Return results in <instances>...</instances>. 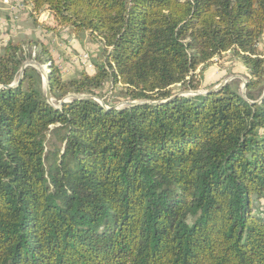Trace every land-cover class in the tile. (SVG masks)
<instances>
[{
    "label": "trees",
    "instance_id": "1",
    "mask_svg": "<svg viewBox=\"0 0 264 264\" xmlns=\"http://www.w3.org/2000/svg\"><path fill=\"white\" fill-rule=\"evenodd\" d=\"M24 1L48 12L44 30L88 32L102 55L64 78L34 42L52 105L34 66L3 87L32 57L31 42L4 45L0 264H264V0ZM227 52L245 97L229 84L180 95ZM106 84L144 103L59 106Z\"/></svg>",
    "mask_w": 264,
    "mask_h": 264
},
{
    "label": "rangeland",
    "instance_id": "2",
    "mask_svg": "<svg viewBox=\"0 0 264 264\" xmlns=\"http://www.w3.org/2000/svg\"><path fill=\"white\" fill-rule=\"evenodd\" d=\"M24 9L26 10L23 11V14H26V18L25 20H23V22L20 19L21 16H19V12V15L18 13H13L11 17H7L6 19H4L6 24L5 32L9 34V32L14 30V32H12L11 40L21 43L25 51L29 50V42H31L30 44L32 57L26 62H33L32 65L38 71H40V73L44 74V77L41 74L43 89H45V73L48 71V64L41 65L37 63L33 58L34 55L39 52V49L34 46V42L40 43L43 38L46 40L47 45H49V49L52 51L51 54L49 53L50 58L53 62L59 64L58 68L60 69L61 74L64 78L77 76L83 69H86L88 72L94 71L93 61L99 59L102 55L101 43L98 39L91 37L88 32L84 31L79 32V35L77 37L76 35H74L71 29H69L68 27L66 29L65 27L63 36H60L57 39L58 43L61 45L56 46L55 43L52 44V40L50 41L44 35L45 32H43L44 29L42 26V22H44L43 19H45V17L43 16V14L35 16L32 15L31 11H29L27 8ZM14 16L16 17L14 18ZM2 41V44L7 42L6 40ZM43 45L48 50L47 45ZM83 53H87L89 55L88 63L91 66H87L86 64L81 62V55ZM202 75L204 77V80H201L200 87L197 92H204L208 89L207 87H211L212 89L219 87L220 84H229L231 87L240 92L241 95L243 94V92L245 93L246 88L244 89L243 85L246 80V70L242 66L240 61L236 58L231 57L228 52L220 57H215V59L210 62V64L202 71ZM179 88V85H175L173 87V90L178 91ZM187 92L193 91L189 90ZM96 99L106 106H108L107 104H109L118 106V108L124 107L125 102L130 101L124 99V96L120 90V86L112 88L110 84H106L103 86V88H101L100 97H96ZM50 103L57 105L54 99H51Z\"/></svg>",
    "mask_w": 264,
    "mask_h": 264
},
{
    "label": "crops",
    "instance_id": "3",
    "mask_svg": "<svg viewBox=\"0 0 264 264\" xmlns=\"http://www.w3.org/2000/svg\"><path fill=\"white\" fill-rule=\"evenodd\" d=\"M24 8H27L29 11H31V4L29 2L24 1V0H9V5H6V4L2 3L1 0H0V41H1L0 42V47H1L0 48V54L3 52L4 45L6 44V42L2 44V42H3L2 40H6V41L11 40L12 32H14V30L9 32V34H7L5 32L6 24H5L4 19H6L7 17H11L13 15V13L17 14L19 12L20 15H19V13H18V15L21 16L20 19L23 22V20H25V18H26V14H23L24 13L23 11L26 10ZM41 14H43L45 19L48 16V12L47 11H43L42 13H40V15ZM45 19H43V20H45ZM20 27H21V24H20ZM64 31H65V27H63V26L57 27V29L55 31L43 30V32H45L44 35L50 41L52 40V42H53L52 44L55 43L56 46L61 45V44L58 43L57 39H58V37L63 36ZM41 42L43 44L47 45V42H46V40L44 38L42 39ZM48 46L49 45H47L48 51H50L49 53L51 54L52 51L49 49ZM54 60H55V58H54ZM54 64L57 65L58 63L54 62ZM57 66H59V64Z\"/></svg>",
    "mask_w": 264,
    "mask_h": 264
},
{
    "label": "water",
    "instance_id": "4",
    "mask_svg": "<svg viewBox=\"0 0 264 264\" xmlns=\"http://www.w3.org/2000/svg\"><path fill=\"white\" fill-rule=\"evenodd\" d=\"M32 64H33V62H25V63L22 65L21 69H20V74H19L18 80H17L16 82L11 83V84L8 85V86H3V87H4V88H11V87H13V86L19 84L20 81H21V77H22V74H23V71H24L25 67L28 66V65L33 66ZM41 74H42V73H41ZM42 75H43V77H44V74H42ZM246 83H247V81L245 80V83H244V85H243V88H244V89L246 88ZM222 85H224V84H220L219 87H217V88H212L211 90H209V91H204V92H205V93H208V92L210 93V92L216 91V90H217L218 88H220ZM1 88H2V87H1ZM44 88H45L44 90H45V96H46V99H47V101L50 103V100H51L52 98H51V95H50V90H49V87H48V84H47V79H46V77H45V87H44ZM204 92L193 91V92H187V93H180V95H183V94H201V93H204ZM263 94H264V93H263ZM242 96L245 97V93H244V92H243ZM83 97H90V98H94L95 100H97L96 97H95V96H92V95L71 94V95H68V96L64 97L62 100H60V101H59V106H61L64 102L69 101V99H70V100H72V99L74 100V99H81V98H83ZM261 100H262V98H260V99H258L257 101H255V103H259ZM98 102H99V101H98ZM162 102H164V101H156V102H154V101H152V102L145 101V103H162ZM99 103H100L102 106L106 107V105L103 104L102 102H99ZM141 103H144V101H127V102H125V106H133V105L141 104ZM52 105H54V104H52ZM114 108H118V106H114Z\"/></svg>",
    "mask_w": 264,
    "mask_h": 264
},
{
    "label": "built area",
    "instance_id": "5",
    "mask_svg": "<svg viewBox=\"0 0 264 264\" xmlns=\"http://www.w3.org/2000/svg\"><path fill=\"white\" fill-rule=\"evenodd\" d=\"M1 2L4 3V4L9 5V0H1ZM15 17H16V16H14V18H15ZM88 60H89V55H88L87 53H83V54L81 55V62L84 63V64H86L87 66H91V65L88 63ZM87 63H88V64H87Z\"/></svg>",
    "mask_w": 264,
    "mask_h": 264
}]
</instances>
